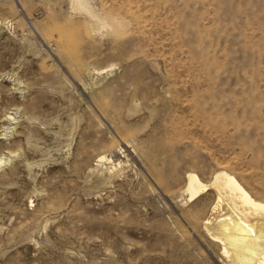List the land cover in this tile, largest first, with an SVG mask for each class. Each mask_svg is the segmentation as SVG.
I'll use <instances>...</instances> for the list:
<instances>
[{"label": "rangeland", "instance_id": "rangeland-1", "mask_svg": "<svg viewBox=\"0 0 264 264\" xmlns=\"http://www.w3.org/2000/svg\"><path fill=\"white\" fill-rule=\"evenodd\" d=\"M0 157V264H230L186 183L264 202V0H0Z\"/></svg>", "mask_w": 264, "mask_h": 264}, {"label": "bare ground", "instance_id": "bare-ground-1", "mask_svg": "<svg viewBox=\"0 0 264 264\" xmlns=\"http://www.w3.org/2000/svg\"><path fill=\"white\" fill-rule=\"evenodd\" d=\"M72 8L79 10L74 3ZM6 119L11 120L8 115ZM73 126L70 127L72 130ZM99 161L111 164L104 157H99ZM8 162L0 157V169ZM186 190L190 202L208 190L214 194L203 227L210 238L221 245L222 256L230 264H264V202L253 198L233 175L225 171L215 172L208 183L189 174Z\"/></svg>", "mask_w": 264, "mask_h": 264}]
</instances>
